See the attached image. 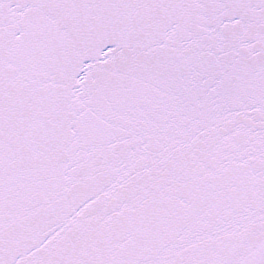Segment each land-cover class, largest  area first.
I'll return each instance as SVG.
<instances>
[{"label": "snow or ice", "instance_id": "obj_1", "mask_svg": "<svg viewBox=\"0 0 264 264\" xmlns=\"http://www.w3.org/2000/svg\"><path fill=\"white\" fill-rule=\"evenodd\" d=\"M0 264H264V0H0Z\"/></svg>", "mask_w": 264, "mask_h": 264}]
</instances>
